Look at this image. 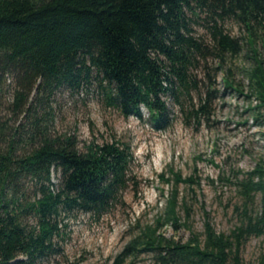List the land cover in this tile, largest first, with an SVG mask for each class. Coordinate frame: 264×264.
Returning <instances> with one entry per match:
<instances>
[{
  "label": "trees",
  "instance_id": "1",
  "mask_svg": "<svg viewBox=\"0 0 264 264\" xmlns=\"http://www.w3.org/2000/svg\"><path fill=\"white\" fill-rule=\"evenodd\" d=\"M200 13L211 35L208 46L195 34ZM226 19L247 30L245 39L255 54L247 70V97L258 100L252 116L263 124L264 59L255 45L264 31V0H0V88L10 77L15 84L12 115L0 116V264H36L50 257L62 234V213L100 216L134 178L127 143H91L80 150L75 135L49 133L47 108L57 93L77 92L96 81L108 106L139 118L145 107L149 121L161 130L172 123L167 97L182 105L188 118L207 119L218 96L214 89L208 87L198 104L191 100L185 108L183 101L198 88L193 68L201 66L200 59L241 51L239 39L221 23ZM224 81L235 86L230 77ZM174 176L177 184L158 225L141 228L113 264H124L138 252L153 253L156 264H242L245 237L264 236V163L239 182L246 199L262 193L260 213L230 234L207 220L203 233L193 232L187 242L159 232L160 225L178 227L181 219L177 186L191 179ZM28 179L39 194L31 201L23 200L20 189ZM184 208L189 219L190 208Z\"/></svg>",
  "mask_w": 264,
  "mask_h": 264
},
{
  "label": "rangeland",
  "instance_id": "2",
  "mask_svg": "<svg viewBox=\"0 0 264 264\" xmlns=\"http://www.w3.org/2000/svg\"><path fill=\"white\" fill-rule=\"evenodd\" d=\"M200 15L194 26L195 34L208 46L211 35L203 26L205 15ZM221 23L232 37L239 39L241 51L222 58L200 59L201 66L193 68L198 88L183 101L185 108L192 105L191 100L198 104L208 87L214 89L218 96L207 119L188 118L182 105L167 97L173 112L172 123L161 130L149 121L145 107L139 118L127 117L120 109L108 106L96 81L77 92L57 93L47 108L52 116L48 114L49 133L75 135L80 150L91 143L115 140L127 143L133 153L130 174L134 178L119 201L100 216L84 211L62 213L59 221L62 234L55 238L57 251L36 264H113L141 234V228L158 225L157 219L165 214L177 184L174 173L191 180L181 181L177 186L181 218L178 227L170 222L159 227L160 234L167 238L187 242L193 232L203 233L207 220L218 232L230 234L260 213L262 193L246 199L239 185L247 172L264 163V123L259 125L252 116L251 108L256 107L258 100L255 96L247 97L251 95L247 70L254 65L255 54L245 39L244 25L235 19ZM257 35L255 46L259 57L264 59V31ZM219 65L222 67L217 72ZM225 77L234 81L233 88L225 85ZM14 88L11 77L0 88V116L4 120L12 115ZM52 180L57 185L59 173L54 171ZM20 189L23 200L39 196L31 179L22 182ZM185 205L190 208L189 219ZM27 220L34 223L35 217ZM241 254L242 264H259L264 257V236L247 235ZM124 264L156 262L153 253L138 252Z\"/></svg>",
  "mask_w": 264,
  "mask_h": 264
}]
</instances>
